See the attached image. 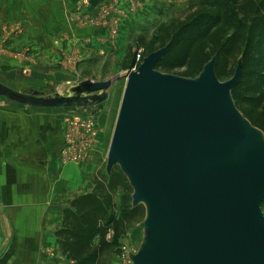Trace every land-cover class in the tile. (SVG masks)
I'll return each instance as SVG.
<instances>
[{
	"label": "water",
	"instance_id": "1",
	"mask_svg": "<svg viewBox=\"0 0 264 264\" xmlns=\"http://www.w3.org/2000/svg\"><path fill=\"white\" fill-rule=\"evenodd\" d=\"M170 43L147 55L127 83L108 153L146 207V240L132 264H264V131L237 107L217 55L196 77L159 70ZM118 76L76 80L68 94L0 96L32 107H88L108 100Z\"/></svg>",
	"mask_w": 264,
	"mask_h": 264
},
{
	"label": "rangeland",
	"instance_id": "2",
	"mask_svg": "<svg viewBox=\"0 0 264 264\" xmlns=\"http://www.w3.org/2000/svg\"><path fill=\"white\" fill-rule=\"evenodd\" d=\"M63 1H32L34 12L42 7L46 8L45 5L48 3L54 9L53 16L41 13L39 16H17L1 19L12 21L14 23L13 29L15 30L18 27L16 29L17 32L35 25L36 48L32 47V45H27L23 50L19 49L17 51L7 47L5 45L6 41H2L0 43V57L6 55L18 58L19 56L27 60L31 57V61L37 59V61L53 64V66L51 65L52 67L61 66L60 74H63V76H60L58 80L64 84L59 86L58 89L51 88L49 94L54 92H59L63 95L68 94L69 88L76 84V80H107L118 76V79L111 87L110 98L104 101L106 106L103 112L106 116L104 118L103 135L100 136L96 125L97 117L101 114L100 111L103 108L101 105L104 102L98 104L94 112L88 107H66L65 109L61 107L64 140L59 152V160L63 166L74 164L73 173L77 169L80 170V168L82 173L86 171L84 181L82 180L78 185L81 187L78 190L82 195L85 192L94 191L98 183L103 182L104 177L113 176L114 171L120 170L123 173L119 164H116L111 172H108L107 165L109 159L108 153L115 129L114 126L127 83V73L134 67L138 69L143 59L150 53L166 44H171V41H169L171 33H174L181 23H185L187 20H194L195 17L193 18L192 16L201 10L203 6L201 5V0H151V2L146 0L145 3L143 0H96V3L90 2V0H80L82 9L75 8L74 6L68 9L66 11L68 20L75 24L84 25L90 22L93 23L95 19L96 22L106 24L107 21L114 17L112 19L113 25L109 28L110 38L108 41L93 44V41L87 39L79 47L77 45L70 47L64 42L58 45L55 41H52L48 46H44L46 44L44 39L47 40L48 22L54 17L57 21L56 25H58L63 16H65ZM146 4L148 5L146 6ZM94 5H98L100 8L99 14H96L92 20L90 10L93 9ZM85 7H89V10H85ZM206 11L211 14L214 13L209 8H206ZM50 16H52V19L47 21ZM222 16L223 19L218 30L220 32V39H225L233 33V28L238 17L237 10L234 6L226 7L222 11ZM8 33L9 30L6 33L9 36ZM29 35L32 37V34ZM203 45L211 57L217 55L216 51L218 47L215 44L203 42ZM34 53L37 56H34ZM29 67V64L25 66L26 69ZM1 68L2 65L0 64ZM185 72L186 70L184 69L180 70L178 71V75L183 76L182 74ZM19 91L28 92L27 90ZM89 117L93 118L94 121V136L85 127ZM262 138H264V135ZM80 150L84 152L82 155L65 159V151L78 153ZM123 174L125 176L123 180L125 183H121L117 188L119 189L118 192L114 193V222L111 223L105 234L109 246L102 254V264H132V256L138 253L147 236L143 226L146 215L144 204L139 205L144 211L141 217L136 215L131 218L132 221L127 223L121 219L122 211L130 206L133 207L132 194L134 192V188H132L127 176L125 173ZM113 179L119 182L120 177L114 175ZM77 196L79 194L75 195L71 201ZM67 261V257L63 256L58 250L50 253V262L52 263H65Z\"/></svg>",
	"mask_w": 264,
	"mask_h": 264
},
{
	"label": "crops",
	"instance_id": "3",
	"mask_svg": "<svg viewBox=\"0 0 264 264\" xmlns=\"http://www.w3.org/2000/svg\"><path fill=\"white\" fill-rule=\"evenodd\" d=\"M32 1L0 0V43L6 41L7 47L17 51L27 45L36 48L35 25L17 32L18 27L14 30L12 21L1 20L41 13L53 16L54 9L48 3L46 8L34 12ZM72 6L82 7L80 0L63 1L65 16L58 25L54 17L48 18L47 21L52 20L48 22L44 46L52 41L58 45L64 42L70 47H79L87 39L93 44L108 41L114 17L106 24L95 19L93 23L75 24L66 17V11ZM99 8L94 5L90 10L92 20L99 14ZM34 56L37 55L34 53ZM29 58L0 57V82L18 92L36 89L46 93L64 84L58 80L63 76L61 66L52 67L53 64ZM102 106L96 125L100 136L104 134L106 103ZM61 111V107H32L0 96V264H53L50 253L61 252L56 231L63 226V212L71 199L81 195L78 185L86 173L81 168L73 173L74 164L60 163L59 152L64 140Z\"/></svg>",
	"mask_w": 264,
	"mask_h": 264
},
{
	"label": "trees",
	"instance_id": "4",
	"mask_svg": "<svg viewBox=\"0 0 264 264\" xmlns=\"http://www.w3.org/2000/svg\"><path fill=\"white\" fill-rule=\"evenodd\" d=\"M201 2L203 8L192 16L195 19L181 23L171 33L169 51L157 62L156 68L176 74L184 69L183 76L194 77L211 58L203 42L215 44L219 78L230 79L241 60V79L232 90L233 98L245 117L264 131V0ZM229 6L235 7L238 17L233 33L220 39L218 27L223 19L222 11ZM206 8L214 13L207 12ZM114 175L120 177L119 182L114 181ZM104 178L94 191L75 197L65 208L63 226L56 231V237L59 250L68 261L53 264H102V254L109 246L105 234L114 222V193L125 183L120 170ZM262 209L264 213V201ZM143 212L141 206H130L122 211L121 219L127 223L136 215L141 217Z\"/></svg>",
	"mask_w": 264,
	"mask_h": 264
},
{
	"label": "built area",
	"instance_id": "5",
	"mask_svg": "<svg viewBox=\"0 0 264 264\" xmlns=\"http://www.w3.org/2000/svg\"><path fill=\"white\" fill-rule=\"evenodd\" d=\"M132 70H137V67L132 68ZM93 125H94L93 118L89 117V119L86 122L85 127L87 128L88 132H90L91 135L94 136L95 135V131H94L95 128H93ZM83 153H84L83 150H80L78 153H70L69 151H67V152L65 151V155H66L65 159H70V158L75 157L77 155H82Z\"/></svg>",
	"mask_w": 264,
	"mask_h": 264
}]
</instances>
